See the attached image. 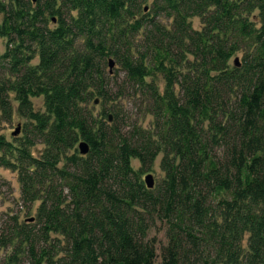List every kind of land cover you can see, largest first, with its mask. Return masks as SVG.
I'll list each match as a JSON object with an SVG mask.
<instances>
[{"label": "trees", "instance_id": "trees-1", "mask_svg": "<svg viewBox=\"0 0 264 264\" xmlns=\"http://www.w3.org/2000/svg\"><path fill=\"white\" fill-rule=\"evenodd\" d=\"M0 14V117L24 120L0 133V169L34 207L8 215L5 264H264V0H0ZM125 98L145 126L120 115Z\"/></svg>", "mask_w": 264, "mask_h": 264}, {"label": "rangeland", "instance_id": "rangeland-1", "mask_svg": "<svg viewBox=\"0 0 264 264\" xmlns=\"http://www.w3.org/2000/svg\"><path fill=\"white\" fill-rule=\"evenodd\" d=\"M1 14H0V21H1ZM191 24L194 29H200L201 22L198 17L191 18ZM5 45V39L0 38V53L3 52ZM240 57V54H236V56H233L230 59V63L233 62L234 59H238ZM114 65L110 69L108 66V63L106 64L105 71L108 76H111L112 78H116L118 82L122 79V72L116 63L115 59ZM33 63L36 62V59L32 61ZM4 75V69L0 68V76ZM160 79V78H159ZM160 86H162V82L160 80ZM32 102L34 104L35 109L42 110V98H32ZM117 109L120 111V115L126 118L128 122L130 123H142L143 126H145L148 121L149 117H145L144 119H141V108L138 104V100H132V99H122L120 100L117 105ZM23 119L14 118L11 121H4L0 117V133L4 134L7 138L11 139L12 137L20 136L22 135V126H23ZM18 128V134L12 135V132ZM41 148V146H38ZM159 157L155 161L152 170L149 171V173L153 177L154 184L157 183L161 177L162 172L160 171L158 167ZM132 165L134 168H137L139 166L138 162L136 160L132 161ZM146 174V173H145ZM143 174L142 176H144ZM20 190H19V184L16 180V175L14 172H11L10 170L6 169H0V232L5 226V221L9 217L8 215H18L19 219L21 220H27L28 218L34 217V207L32 208L31 212H26V208L22 207L20 200ZM165 232V225L160 222L156 221L148 230V237L154 238L156 241V253H157V260H159V253H160V246L165 244L166 238L164 235ZM3 253H0V264H5L3 262Z\"/></svg>", "mask_w": 264, "mask_h": 264}, {"label": "water", "instance_id": "water-1", "mask_svg": "<svg viewBox=\"0 0 264 264\" xmlns=\"http://www.w3.org/2000/svg\"><path fill=\"white\" fill-rule=\"evenodd\" d=\"M32 1H35V0H32ZM113 65H114V61L112 59H109L108 60V66H109V68L111 69ZM95 103H96V101H95ZM16 134H18V128H16L12 132V135H16ZM77 148H78L79 153L82 154V155L86 154L88 152V149H89L87 143L84 142V141H80L78 143V147ZM143 179H144V183H145V185H146L147 188L151 189L154 186L153 177H152V175L150 173H147L144 176Z\"/></svg>", "mask_w": 264, "mask_h": 264}]
</instances>
